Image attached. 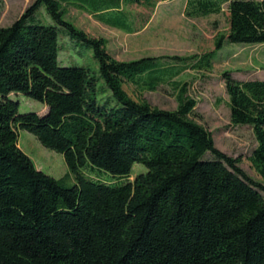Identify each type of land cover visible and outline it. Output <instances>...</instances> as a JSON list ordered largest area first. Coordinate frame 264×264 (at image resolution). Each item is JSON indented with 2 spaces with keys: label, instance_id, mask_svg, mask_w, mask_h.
Wrapping results in <instances>:
<instances>
[{
  "label": "trees",
  "instance_id": "obj_1",
  "mask_svg": "<svg viewBox=\"0 0 264 264\" xmlns=\"http://www.w3.org/2000/svg\"><path fill=\"white\" fill-rule=\"evenodd\" d=\"M116 2L101 11L155 9L158 0ZM226 3L228 34L213 51L186 57L119 61L105 39L66 20L61 0H35L0 27V264H264V80L224 74L231 123L255 136L260 182L216 147L195 118L189 83L176 79L211 71L227 42L264 45V0H187L186 13L208 17ZM47 16L53 24L41 23ZM61 31L93 50L98 73L60 64ZM126 83L152 92L169 84L178 107L137 102ZM13 94L46 112L20 114ZM19 130L62 154L76 185L39 170ZM135 164L146 172L131 180Z\"/></svg>",
  "mask_w": 264,
  "mask_h": 264
},
{
  "label": "rangeland",
  "instance_id": "obj_2",
  "mask_svg": "<svg viewBox=\"0 0 264 264\" xmlns=\"http://www.w3.org/2000/svg\"><path fill=\"white\" fill-rule=\"evenodd\" d=\"M262 1V0H256ZM35 0H0V27L13 25ZM67 21L86 32L90 37L107 41V51L119 61H135L146 57L200 55L215 49L217 39L229 32L228 4L222 5L219 14L208 17H191L186 13L187 0H158L155 9L144 6H123L122 11H101L114 8L116 0H61ZM132 10V15L128 10ZM45 7L39 11L44 13ZM42 24H53L47 16ZM59 42L63 48L59 61L62 66H78L98 73L99 64L93 50L76 43L60 32ZM230 72L240 81L264 80V45H240L227 42L216 55L211 71H183L177 80L189 83L188 94L197 101L195 118L213 135L216 147L225 154L240 158V167L253 179L263 182L251 162L257 146L249 126H234L231 123L224 74ZM128 95L137 102H148L153 107L176 110L177 93L169 84L156 91L142 90L126 83ZM19 102L20 114H43L47 108L41 102L22 94H13ZM19 146L33 160L36 167L74 187L76 179L69 170L62 154L44 147L30 132L19 130ZM91 172L89 169L86 170ZM146 168L135 164L133 177L145 173ZM94 176L112 182L118 177L98 170Z\"/></svg>",
  "mask_w": 264,
  "mask_h": 264
},
{
  "label": "crops",
  "instance_id": "obj_3",
  "mask_svg": "<svg viewBox=\"0 0 264 264\" xmlns=\"http://www.w3.org/2000/svg\"><path fill=\"white\" fill-rule=\"evenodd\" d=\"M47 108V107H46Z\"/></svg>",
  "mask_w": 264,
  "mask_h": 264
}]
</instances>
